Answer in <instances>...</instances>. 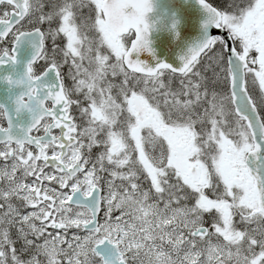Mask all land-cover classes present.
<instances>
[{
	"label": "snow or ice",
	"instance_id": "obj_1",
	"mask_svg": "<svg viewBox=\"0 0 264 264\" xmlns=\"http://www.w3.org/2000/svg\"><path fill=\"white\" fill-rule=\"evenodd\" d=\"M198 3L152 67V0H0V68L34 48L0 77L30 116L0 105V264H264V0Z\"/></svg>",
	"mask_w": 264,
	"mask_h": 264
},
{
	"label": "water",
	"instance_id": "obj_2",
	"mask_svg": "<svg viewBox=\"0 0 264 264\" xmlns=\"http://www.w3.org/2000/svg\"><path fill=\"white\" fill-rule=\"evenodd\" d=\"M153 11L147 14L146 22L150 25L149 47L151 54L142 51L139 59L149 66L155 67L159 63H168L178 67L181 57L190 48L202 43L205 39L203 25L207 14L198 0H152ZM216 29H210V34H217ZM34 48L27 42L17 49V64L0 68V77L13 74L18 78L24 74L26 64L31 60ZM49 81H54V75L49 74ZM22 91L21 88L8 90V86L0 83V105H4L12 117L13 125L26 127L30 116L25 113L20 117L15 115L13 98ZM14 133L19 135L14 128Z\"/></svg>",
	"mask_w": 264,
	"mask_h": 264
},
{
	"label": "clouds",
	"instance_id": "obj_3",
	"mask_svg": "<svg viewBox=\"0 0 264 264\" xmlns=\"http://www.w3.org/2000/svg\"><path fill=\"white\" fill-rule=\"evenodd\" d=\"M84 43H85V45H87L88 41H87V40H85V42H84Z\"/></svg>",
	"mask_w": 264,
	"mask_h": 264
}]
</instances>
